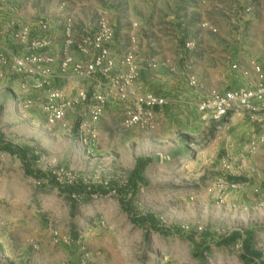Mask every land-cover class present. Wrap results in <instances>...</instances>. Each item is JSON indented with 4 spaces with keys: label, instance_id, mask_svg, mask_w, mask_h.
Here are the masks:
<instances>
[{
    "label": "rangeland",
    "instance_id": "1",
    "mask_svg": "<svg viewBox=\"0 0 264 264\" xmlns=\"http://www.w3.org/2000/svg\"><path fill=\"white\" fill-rule=\"evenodd\" d=\"M178 1L189 4L175 7L183 27L167 51L168 64L148 46L136 45L138 76L124 87V100L103 89L108 108L94 125L93 141L82 129L90 124L88 103L72 105L61 124L49 125L31 81L0 67V137L5 144L28 149L31 169L42 174L37 179L26 175L17 156L0 152V216H22L24 236L35 235L43 246L74 244L87 254L104 249L107 257L128 264H264V146L248 151L251 141L264 137V125L234 111L220 123H206L197 112V104L212 91L255 87V72L240 73L246 58L239 50L214 53L202 39L245 34V19L255 17L254 4L262 1L264 8V0H206L209 7ZM202 22L213 25L216 33L203 32ZM186 41L195 43L190 53L183 49ZM16 42L8 52L22 55L25 47L20 51ZM126 48L120 57L113 56L117 66L104 80L107 87L126 74ZM199 53L207 57L198 58ZM74 60L90 61L82 56ZM150 60L157 68L148 67ZM52 64L42 67L49 71L44 80L50 86L56 81ZM59 88L66 95L70 88L68 97L73 98L77 88L90 93L95 87L73 80ZM145 93L164 97L166 105L153 112L152 127L123 128L126 112L135 107L134 96ZM28 100L33 101L29 108L24 106ZM140 158L151 159L142 171L145 183L123 207L113 187L126 185ZM75 184L110 191L104 196H68L63 188ZM149 215L153 223L140 222ZM52 233L59 236L57 242ZM232 236L236 240L225 244ZM36 244H30L33 251ZM252 253L260 257L253 259Z\"/></svg>",
    "mask_w": 264,
    "mask_h": 264
},
{
    "label": "crops",
    "instance_id": "2",
    "mask_svg": "<svg viewBox=\"0 0 264 264\" xmlns=\"http://www.w3.org/2000/svg\"><path fill=\"white\" fill-rule=\"evenodd\" d=\"M195 1L196 6L202 4L209 7L206 0ZM261 3L262 1L258 3L259 5L254 4L253 11L257 15L245 19V34L238 37L214 35L215 40L211 41L206 39L210 36H204L202 39L206 44L211 43V51L214 53L232 55L234 51L239 50V56L243 55V58H246V62L240 63L241 74L254 72V65L264 64V17L261 16L264 8ZM178 4L189 3L178 0H0V52L9 51V47L15 45L14 32L22 28L30 29L32 35L37 38H48L51 45L46 55L54 59L50 70L56 79L53 86L59 88L63 83L75 80L71 72L65 77L59 73L65 28L71 27L73 37L78 41L83 30L92 32L100 20H105L115 32V40L111 44L113 56L120 57L122 47L131 48L135 54L136 45L141 44L142 49L148 46L149 52L158 56L159 61L167 65L169 57L167 51L177 42L178 32L183 27L176 11ZM202 23L203 32L216 33L213 25L208 22ZM43 24L47 25V32L40 30ZM130 38L135 39L132 46L129 44ZM233 42L235 44H232ZM18 49L21 51L22 45ZM199 49L201 50L200 46ZM71 55L75 59L80 57L75 50L71 51ZM202 55L199 53L197 56L200 58ZM203 56L207 57L206 54ZM69 93L70 88L68 95H71ZM34 94L42 101L41 92ZM35 237L22 234V216L17 214L14 217L10 214L0 216V255L4 264H128L123 260L107 257V251L104 249L103 253L93 251L87 254V258L83 260L81 250L74 244L43 246ZM31 243H38L36 251L31 249ZM113 249L108 253H113ZM135 263L137 264L136 261ZM149 264H153L152 261Z\"/></svg>",
    "mask_w": 264,
    "mask_h": 264
},
{
    "label": "built area",
    "instance_id": "3",
    "mask_svg": "<svg viewBox=\"0 0 264 264\" xmlns=\"http://www.w3.org/2000/svg\"><path fill=\"white\" fill-rule=\"evenodd\" d=\"M252 2L258 0H249ZM246 9L245 12H249ZM41 31L47 32L46 24L41 25ZM203 28H206L203 26ZM80 39L76 41L73 37L71 27L65 28L63 32V45L61 48V61L59 73L65 77L71 72L75 80L94 83V90L90 93L81 88L75 90L73 98L66 95L64 89H60L44 80L47 79L49 71H43L42 67L52 64L54 59L47 56L45 51L49 49L51 40L48 38H37L32 35L28 28H22L14 32V38L21 45L27 47L20 54H13L8 51L0 54V67L7 66L8 70L19 77H24L31 81V87L36 91H43L44 98L40 102V110L45 116L49 125H58L63 122L67 110L77 103H88V126H83L90 135L92 141L96 139L94 125L97 124L108 108V95L106 90L114 93L120 100H124L127 95L124 87L133 83L139 73V68L134 59V52L131 48L123 57L122 65L126 69V74L120 78H114L107 87L104 84L117 66L113 58L110 47L115 40V32L105 21L100 20L94 31L83 30ZM130 46L135 44V39L130 38ZM185 52L190 53L195 49L194 41H186L183 45ZM75 50L82 57L90 59L88 63L77 62L71 55ZM149 68H157V63L149 61ZM254 72L257 74V83L251 89L229 90L225 92L212 91L208 96L197 104V112L202 122L220 123L224 121L232 111L242 112L250 117H255L258 123L264 125V64L254 65ZM2 74L0 72V78ZM189 84L196 87L195 80L190 79ZM106 89V90H103ZM134 108L126 112L121 126L125 129L132 127H152L153 112L163 108L166 100L162 96L152 93H145L141 96H134ZM25 107L33 106V101L24 102ZM85 130H82L84 132ZM264 146V137H259L250 142L248 151L254 153ZM55 242L58 241L57 233H52ZM83 260L87 258V253H82Z\"/></svg>",
    "mask_w": 264,
    "mask_h": 264
},
{
    "label": "trees",
    "instance_id": "4",
    "mask_svg": "<svg viewBox=\"0 0 264 264\" xmlns=\"http://www.w3.org/2000/svg\"><path fill=\"white\" fill-rule=\"evenodd\" d=\"M0 152L7 153L11 156H17L23 164V168H24L26 175L31 176L32 178H35V179L42 176V174L34 172L31 169V166L28 163V160L26 157L28 149H18V148L12 147L8 144L3 143L2 139L0 137ZM150 163H151V159H149V158L138 159L135 163L134 170L132 171V173L130 174V176L128 178L126 185H124L122 187H113L114 191L117 193L123 207H126L128 205V203L131 201V199L135 196V194L137 192L138 185L139 184L143 185L145 183L144 179L142 178V171ZM63 191L68 196L74 195V196H87V197H89L92 195L104 196L110 190L104 189L102 187L88 188V187H85V186L80 185V184H75L72 186L64 187ZM153 221H154V217L151 215H149L146 218L140 219V222L143 224L153 223ZM234 240H236V236H232L230 239H226L225 244H230ZM251 256H253V259L260 257L259 254H253V253L251 254Z\"/></svg>",
    "mask_w": 264,
    "mask_h": 264
}]
</instances>
